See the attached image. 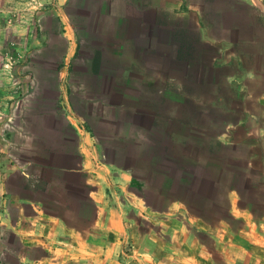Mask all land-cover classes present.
Segmentation results:
<instances>
[{"label": "crops", "instance_id": "0c3cea01", "mask_svg": "<svg viewBox=\"0 0 264 264\" xmlns=\"http://www.w3.org/2000/svg\"><path fill=\"white\" fill-rule=\"evenodd\" d=\"M55 1L17 106L0 75L1 223L19 263L264 264V64L234 5ZM222 192L226 216L190 211Z\"/></svg>", "mask_w": 264, "mask_h": 264}, {"label": "rangeland", "instance_id": "374dc122", "mask_svg": "<svg viewBox=\"0 0 264 264\" xmlns=\"http://www.w3.org/2000/svg\"><path fill=\"white\" fill-rule=\"evenodd\" d=\"M206 1L209 5H211L208 7L209 12L214 10L215 3H217V5L218 3H223V7L227 6L229 3L234 5V14L237 13L239 15V21L241 22L239 29L241 34L243 35L244 33H247L250 38L254 39V43L260 44L261 49L258 46L254 51L258 52L254 59L257 64H264V14H262L256 6L246 4L245 0ZM259 1H257V5L264 10V0ZM55 3V0H0V75H8L10 77L13 76L15 89L13 103L16 106L22 96V81L19 79L26 73H33L37 71V69L33 66L34 64L32 63V59L34 58L36 50L42 46L41 24L43 22L44 12L54 7ZM247 51L251 53L253 52V48H248ZM68 71H70V66H68ZM217 77L218 75L211 74V82H209L205 88L208 96L213 88L219 87L216 83ZM4 78V81L0 79V96H2L1 89L5 90L4 86H6ZM262 84L260 86H262ZM251 87L257 88L258 85L251 84ZM224 92L228 94L227 92L229 91L227 90ZM194 116L196 117V114L192 113L191 120L193 121L195 120ZM209 120L210 114L205 117L206 122ZM159 132L161 133V130H159ZM191 132L193 134V130H191ZM209 134L211 136L208 137L207 141L208 157L213 156V154L217 151L214 138L212 139L214 135L212 132ZM146 137L147 138L144 139L143 142L148 143V147H150V143H152V146H154V154L160 157V154L166 151L167 146H164L161 143V140L150 138V136ZM193 141L194 139L192 142ZM106 145V147H111L112 144ZM145 145L146 144H137L136 146H133L132 150H139L144 148ZM149 151H151V149H149ZM254 160L257 164L261 162L258 155H255ZM159 164L160 166L161 164L164 166L163 170H170L167 169L169 165L166 162L162 163L159 161ZM228 179L229 178L227 176L223 179V191L225 190ZM243 185L248 187V184L243 183ZM172 190L175 196L188 197L189 195V193L184 192L183 186L180 184V181H178V178H176V181L172 186ZM244 191V197H253L250 189L245 187ZM208 194V202H213L215 199L214 195H216V201L221 204V207L218 210L213 208H198L196 204L194 205V209L191 208L190 211L203 215L206 218H214L216 215H220L221 213L223 216H226L227 210L224 207L226 202L225 193L222 192L214 195L212 193ZM255 198L256 197H253V199ZM2 199H4V197L0 193V200ZM259 199L262 198L259 197ZM191 202L192 204H195L194 200H191ZM5 213V209L0 208V264H20L18 258L14 255L17 250L18 243L11 235V231H8L5 225L1 223L3 222L2 220Z\"/></svg>", "mask_w": 264, "mask_h": 264}]
</instances>
